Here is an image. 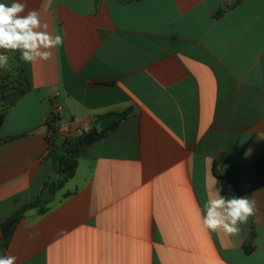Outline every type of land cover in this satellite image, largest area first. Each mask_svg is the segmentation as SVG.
<instances>
[{"label":"crops","instance_id":"obj_1","mask_svg":"<svg viewBox=\"0 0 264 264\" xmlns=\"http://www.w3.org/2000/svg\"><path fill=\"white\" fill-rule=\"evenodd\" d=\"M27 5L64 43L36 63L4 53L9 63L18 57L30 89L0 127V236L59 179L46 125L55 107L60 136H78L110 114L120 120L80 154L46 213L27 210L15 222L0 257L264 264V0ZM214 184L225 198L255 201L238 236L202 225Z\"/></svg>","mask_w":264,"mask_h":264},{"label":"clouds","instance_id":"obj_2","mask_svg":"<svg viewBox=\"0 0 264 264\" xmlns=\"http://www.w3.org/2000/svg\"><path fill=\"white\" fill-rule=\"evenodd\" d=\"M48 23L41 22L36 9H28L27 0H13L11 5L0 3V68L7 69L9 56L5 52H20L26 63L47 61L52 58L51 49L63 45L61 35H51ZM216 183V182H215ZM213 195L204 205L201 218L203 227L212 232L223 231L228 237L240 234V224H246L256 214L255 201L245 197L225 198L212 186ZM38 209H30L35 214ZM258 222V221H257ZM17 257H0V264H16Z\"/></svg>","mask_w":264,"mask_h":264},{"label":"trees","instance_id":"obj_3","mask_svg":"<svg viewBox=\"0 0 264 264\" xmlns=\"http://www.w3.org/2000/svg\"><path fill=\"white\" fill-rule=\"evenodd\" d=\"M29 89V81L22 66H20L18 57L15 55L12 57L7 69L0 68V127L9 110L15 106ZM125 115L123 114L121 117L123 118ZM61 122L60 114L52 112L46 123L50 147L48 157L53 160L59 179L45 183L38 199L15 214L4 225L13 220L19 222L24 217V213L33 208H39L42 214L46 213L55 199L56 192L74 175L80 154L105 134V132H99L96 127H93L89 131H82L78 136H60ZM59 137H61L60 144L57 143ZM10 238L11 233L7 239L0 236L1 246L7 247Z\"/></svg>","mask_w":264,"mask_h":264},{"label":"water","instance_id":"obj_4","mask_svg":"<svg viewBox=\"0 0 264 264\" xmlns=\"http://www.w3.org/2000/svg\"><path fill=\"white\" fill-rule=\"evenodd\" d=\"M120 120L119 114H110L107 116H103L95 121V127L99 132H104L117 123ZM16 220L9 222L2 228V235L5 239H7L11 233L12 227L15 224Z\"/></svg>","mask_w":264,"mask_h":264},{"label":"built area","instance_id":"obj_5","mask_svg":"<svg viewBox=\"0 0 264 264\" xmlns=\"http://www.w3.org/2000/svg\"><path fill=\"white\" fill-rule=\"evenodd\" d=\"M53 112H54V113H57V114H60V113H59V109H58V107H55L54 110H53Z\"/></svg>","mask_w":264,"mask_h":264},{"label":"rangeland","instance_id":"obj_6","mask_svg":"<svg viewBox=\"0 0 264 264\" xmlns=\"http://www.w3.org/2000/svg\"><path fill=\"white\" fill-rule=\"evenodd\" d=\"M65 122H67V119L65 118ZM64 135H66V136H70V135H67V134H64Z\"/></svg>","mask_w":264,"mask_h":264}]
</instances>
